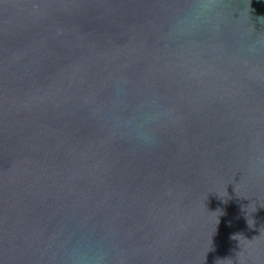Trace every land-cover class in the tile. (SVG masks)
Returning <instances> with one entry per match:
<instances>
[{"label": "water", "instance_id": "1", "mask_svg": "<svg viewBox=\"0 0 264 264\" xmlns=\"http://www.w3.org/2000/svg\"><path fill=\"white\" fill-rule=\"evenodd\" d=\"M0 264H264V0H0Z\"/></svg>", "mask_w": 264, "mask_h": 264}]
</instances>
